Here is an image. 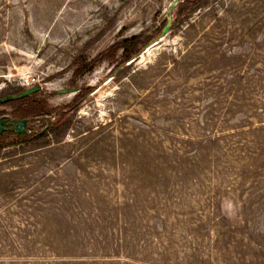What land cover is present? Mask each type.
Here are the masks:
<instances>
[{"label": "rangeland", "instance_id": "rangeland-1", "mask_svg": "<svg viewBox=\"0 0 264 264\" xmlns=\"http://www.w3.org/2000/svg\"><path fill=\"white\" fill-rule=\"evenodd\" d=\"M172 1L0 0V264H264V0Z\"/></svg>", "mask_w": 264, "mask_h": 264}, {"label": "trees", "instance_id": "trees-1", "mask_svg": "<svg viewBox=\"0 0 264 264\" xmlns=\"http://www.w3.org/2000/svg\"><path fill=\"white\" fill-rule=\"evenodd\" d=\"M193 2H194V0H181V1H179L175 5V7L173 8V10H174L173 15H172L173 21H175V19L178 18L180 16V14L185 10V8H182L184 3H185L186 6H189ZM160 30H159V32H160ZM138 37L139 36L137 35V36H133L131 39L125 40L126 41V47L124 49V53L121 55V58L119 60V63L122 62V61H124V60H127V59L131 58V56L133 54H137L138 53L137 51H138L139 47L141 45H143L147 40H150L151 39V37H148L147 39H145L143 41H139V40H137ZM20 90H22V89H20ZM22 91H19L18 93H20ZM82 97H83V95L82 94H79L77 92L75 94V97H74V100L73 101L79 100ZM21 99H23V101H26V104L24 106L23 105L22 106H19L17 108V110L15 111V113L17 115L16 117L19 120L25 119L26 120V123H27V121L29 119H31V117H33L35 115L50 114L53 111L52 109L47 108V105L44 103V101H42L40 99H37V100H29V96L28 95L23 96V97H17V98H15L13 100H18L19 101ZM9 101H12V100H6L5 102H9ZM71 105H72V103L69 104L68 106H66V109L68 107H71ZM72 107H74V106H72ZM64 111H65V109H64ZM63 115L64 114L58 115L57 120L54 122V124L52 125V127L49 130V131H51V133L53 132L54 134H56L63 127V125H64L63 120L65 119L63 117ZM8 131H11V130H4V131H2L0 133V149L2 147L8 146V145L15 144L18 141L19 142H22V141H24L26 139V136L27 135L25 133H16V132H14L16 134L15 135L16 141H6V136L9 133Z\"/></svg>", "mask_w": 264, "mask_h": 264}, {"label": "water", "instance_id": "water-1", "mask_svg": "<svg viewBox=\"0 0 264 264\" xmlns=\"http://www.w3.org/2000/svg\"><path fill=\"white\" fill-rule=\"evenodd\" d=\"M181 0H173L170 4H169V12H172L173 8L175 7V5ZM171 23H172V14L168 15V17L166 18V22L164 24V26L161 28L160 32H159V36L155 37L154 39H152V42L151 43H157L159 40H161V38L169 31L170 29V26H171ZM150 43V44H151ZM150 44H146L144 48L148 47ZM140 55V52H138L136 54V56L134 57V59ZM38 90V87H31V88H28L16 95H11L9 96L8 98H4V100L6 99H11V98H15V97H23L25 95H28L30 93H33L35 91ZM73 91H75V89H73ZM26 123V120L25 119H21L17 122L18 126L14 127V129H12L14 132L16 133H23L24 132V129L22 128V126ZM4 125V121L0 120V133L4 130H7V129H4L2 126ZM3 128V129H2Z\"/></svg>", "mask_w": 264, "mask_h": 264}, {"label": "bare ground", "instance_id": "bare-ground-1", "mask_svg": "<svg viewBox=\"0 0 264 264\" xmlns=\"http://www.w3.org/2000/svg\"><path fill=\"white\" fill-rule=\"evenodd\" d=\"M152 45H154V43H151L148 47L150 48ZM149 48H148V49H149ZM148 52H149V51H148Z\"/></svg>", "mask_w": 264, "mask_h": 264}]
</instances>
